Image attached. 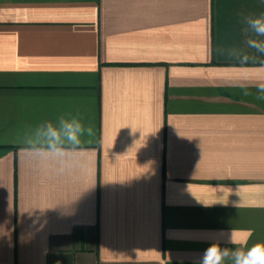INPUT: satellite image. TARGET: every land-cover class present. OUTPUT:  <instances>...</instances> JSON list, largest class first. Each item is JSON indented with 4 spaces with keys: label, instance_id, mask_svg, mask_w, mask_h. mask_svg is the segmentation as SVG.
I'll return each instance as SVG.
<instances>
[{
    "label": "crops",
    "instance_id": "1",
    "mask_svg": "<svg viewBox=\"0 0 264 264\" xmlns=\"http://www.w3.org/2000/svg\"><path fill=\"white\" fill-rule=\"evenodd\" d=\"M261 14L0 0V264H197L221 233L264 242V57L237 58ZM61 116L93 131L57 158Z\"/></svg>",
    "mask_w": 264,
    "mask_h": 264
},
{
    "label": "clouds",
    "instance_id": "2",
    "mask_svg": "<svg viewBox=\"0 0 264 264\" xmlns=\"http://www.w3.org/2000/svg\"><path fill=\"white\" fill-rule=\"evenodd\" d=\"M245 20L252 33L247 40V48L251 51L239 53L237 58L246 64L249 59L264 57V14L249 16ZM255 98L264 100V79L256 81ZM92 131L91 126L86 127L77 117L66 119L61 116L58 128L51 122L47 124V150L60 158L65 147L84 144L86 137L92 135ZM222 243L232 247L222 246ZM197 264H264V242L248 246L246 242L242 243L241 238L232 230L227 234L221 233L220 237L204 250Z\"/></svg>",
    "mask_w": 264,
    "mask_h": 264
}]
</instances>
